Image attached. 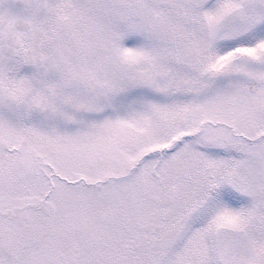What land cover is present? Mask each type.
Masks as SVG:
<instances>
[{
  "label": "snow or ice",
  "instance_id": "6c2138e0",
  "mask_svg": "<svg viewBox=\"0 0 264 264\" xmlns=\"http://www.w3.org/2000/svg\"><path fill=\"white\" fill-rule=\"evenodd\" d=\"M0 264H264V0H0Z\"/></svg>",
  "mask_w": 264,
  "mask_h": 264
}]
</instances>
